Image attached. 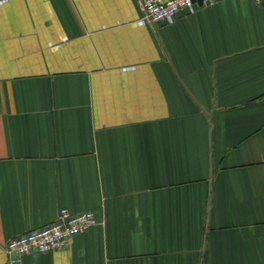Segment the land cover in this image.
Masks as SVG:
<instances>
[{
	"label": "crops",
	"instance_id": "crops-1",
	"mask_svg": "<svg viewBox=\"0 0 264 264\" xmlns=\"http://www.w3.org/2000/svg\"><path fill=\"white\" fill-rule=\"evenodd\" d=\"M141 0L0 7V264H264V0L141 25Z\"/></svg>",
	"mask_w": 264,
	"mask_h": 264
},
{
	"label": "built area",
	"instance_id": "built-area-1",
	"mask_svg": "<svg viewBox=\"0 0 264 264\" xmlns=\"http://www.w3.org/2000/svg\"><path fill=\"white\" fill-rule=\"evenodd\" d=\"M196 0H141L143 17L141 25L153 23L173 24L181 11H196ZM225 0H202V6H213ZM260 1V0H255ZM8 0H0V7ZM98 221L91 211L73 213L62 209L56 221L42 229L31 230L7 242L5 251L10 257L8 264H22L25 256L64 251L65 246L74 237L83 234Z\"/></svg>",
	"mask_w": 264,
	"mask_h": 264
},
{
	"label": "water",
	"instance_id": "water-1",
	"mask_svg": "<svg viewBox=\"0 0 264 264\" xmlns=\"http://www.w3.org/2000/svg\"><path fill=\"white\" fill-rule=\"evenodd\" d=\"M198 1H200L202 3V0H198Z\"/></svg>",
	"mask_w": 264,
	"mask_h": 264
}]
</instances>
